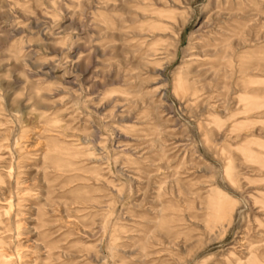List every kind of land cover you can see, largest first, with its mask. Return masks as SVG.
I'll return each mask as SVG.
<instances>
[{
    "label": "rangeland",
    "instance_id": "374dc122",
    "mask_svg": "<svg viewBox=\"0 0 264 264\" xmlns=\"http://www.w3.org/2000/svg\"><path fill=\"white\" fill-rule=\"evenodd\" d=\"M0 264H264V0H0Z\"/></svg>",
    "mask_w": 264,
    "mask_h": 264
}]
</instances>
